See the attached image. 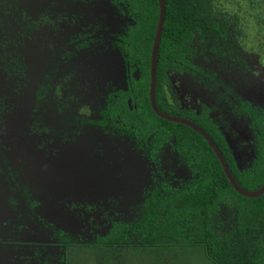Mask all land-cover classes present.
Returning <instances> with one entry per match:
<instances>
[{
    "label": "trees",
    "instance_id": "trees-1",
    "mask_svg": "<svg viewBox=\"0 0 264 264\" xmlns=\"http://www.w3.org/2000/svg\"><path fill=\"white\" fill-rule=\"evenodd\" d=\"M109 1L132 20L126 51L134 56L139 73L130 83L129 91L120 94L112 112L105 113L109 119L119 116L121 123L133 133L136 147L144 150L150 162L158 163L163 150L175 151L179 165L189 178L182 182L167 175L163 179L159 166L155 167L150 171L152 186L145 190L135 215L129 222L114 224L108 238L100 241L118 247L117 251L124 253L121 255L124 264L142 262L146 251L151 254V260L159 253H168L170 264L189 262L190 256L201 262L202 254L208 264H264V194L257 199L238 195L201 136L156 117L150 109L149 58L158 18L157 1ZM164 2L157 63V106L167 115L184 118L202 128L217 145L237 184L246 191H256L264 184V105L258 95L249 96L252 90L246 92L247 99L242 98L231 82L228 86L221 83L216 69L215 73L209 72L196 64L198 58L206 55L203 50L206 46L211 56L225 59L239 72L247 68L246 63L252 58L241 51L237 39L228 37L226 16L214 9V0ZM249 2V13L258 15L257 26L261 29L264 0ZM176 75L189 76L211 93L215 106L200 104L195 111L184 107L171 81ZM263 80L264 77H258L259 87ZM223 105L228 107L232 120L241 123L248 134L236 132L241 137L240 144L250 151V160L242 168L229 145V134L223 131V118L219 114ZM233 126L236 125L231 123L232 132ZM132 252L137 254L135 259ZM171 254L177 259L174 263Z\"/></svg>",
    "mask_w": 264,
    "mask_h": 264
},
{
    "label": "flooded vegetation",
    "instance_id": "flooded-vegetation-1",
    "mask_svg": "<svg viewBox=\"0 0 264 264\" xmlns=\"http://www.w3.org/2000/svg\"><path fill=\"white\" fill-rule=\"evenodd\" d=\"M103 3L110 10L108 19L103 13ZM113 11L117 12L116 17L111 15ZM0 16V91L4 90L6 80L14 77L22 80L32 76L37 82L35 92L30 93L33 94L32 100L22 103L21 108H14L13 121L9 118L2 120L9 126L8 131L0 130V220L5 223V227L2 225L4 230H0L5 240L0 239V245H5L8 258L16 261L2 263L66 264L63 262H66L67 252L75 245L90 247L93 253L103 248L113 256L118 247L100 240L108 238L114 224L132 219L145 191L141 201L129 211V219L116 214L103 216L104 224L92 228L86 243H73L70 233L60 226L61 219L76 215L72 213L78 212L79 217L92 213L94 206L87 204L90 188L86 186L90 183L88 177L94 174L95 164L104 159L109 161L106 168L111 169L113 161L118 160L116 142L121 139L133 145V151L138 152L145 170L147 167L149 186L153 183L150 171L158 166V170H162L165 152L175 156L177 164L179 162L177 153L170 149L163 150L158 163L150 162L144 150L136 147L133 133L121 123L119 116L109 119L105 113L112 112L120 94L129 91L130 83L139 73L134 56L132 58L126 51L128 27L133 24L132 20L109 0H0ZM106 21L109 22L107 26ZM90 63H96L98 67L91 69ZM8 95L5 91L0 94V118L7 115L4 102ZM209 95L211 97V93ZM19 109L22 114L23 110L28 113L26 121L23 116H18ZM104 121L106 125L103 126ZM22 126L30 137L21 131ZM10 131L17 132L18 137L12 140L7 135ZM1 134L6 135H3L6 142L12 141V146L3 143ZM93 137L98 138L99 145L105 144V148H93L86 141ZM44 144H52L54 152L51 156L43 150L47 149L42 147ZM9 153L15 156L16 163L12 162ZM37 154L40 155L38 158ZM79 154H84L85 159L79 158ZM63 158L71 161L73 171L85 175L84 181L71 177L70 170L61 165ZM33 162L36 163V173L27 176L18 171L28 169V163H32V170ZM50 171L51 178L45 177L44 173ZM53 175H63V183L71 184V190L64 195H58L57 191L45 206L40 201L42 196L36 192L44 189L43 182L58 184L59 178L55 179ZM78 181L81 183V186L77 184L78 188L75 183H70ZM79 188L85 194L89 193L86 199L81 191L77 192ZM94 191L96 193L97 188ZM97 198L98 195L95 203H98ZM103 199L109 200L107 197ZM66 203L70 205L64 212ZM51 204H55L53 208L48 207ZM86 221L90 222L89 219ZM14 222L15 230L10 226ZM6 231H12L10 238ZM21 232L28 233V237L31 234L39 236L32 241L37 243L34 245L37 259L24 260L20 259L22 256H14L13 253L23 249L17 238ZM53 249H61V255L56 262H49L51 255L48 254ZM132 253V256L136 255Z\"/></svg>",
    "mask_w": 264,
    "mask_h": 264
},
{
    "label": "rangeland",
    "instance_id": "rangeland-1",
    "mask_svg": "<svg viewBox=\"0 0 264 264\" xmlns=\"http://www.w3.org/2000/svg\"><path fill=\"white\" fill-rule=\"evenodd\" d=\"M103 13L104 16L109 18L110 13L109 8L107 7L106 3H103ZM214 9L219 12L221 15L226 16L224 18L225 24L227 26V30L229 31L228 37L230 39H237L239 42V48L241 51L245 54L250 56L251 61L246 63L247 68L241 72L236 71L235 69H232L230 66L231 63L226 62L225 59H217L216 57L211 56V54L208 52V46L203 47V50L205 51L204 58L200 57L196 61V64L202 68L203 70H208L209 72H214L215 69L217 75L219 76V79L221 83L230 85V82L233 84L232 87L234 88L235 92L238 93L242 98L247 99L246 92L249 90H252L253 94H249L250 97H254L255 95L259 96L258 100L259 102L264 105V80L261 87H259V81L258 77H264V26L259 29L257 26V22L260 20L258 15L254 13H249L250 8V2L249 0H214L213 3ZM111 15L115 16L117 15L116 11L111 12ZM1 17V16H0ZM109 22L106 21L105 26L108 25ZM238 35H236V34ZM234 43V41H233ZM217 61H215L213 58ZM205 58L208 59V62H205ZM257 61V63H256ZM259 62V63H258ZM221 64V66H220ZM98 65L96 63H90L89 68L96 69ZM1 69V67H0ZM220 72V73H219ZM89 78H91L89 76ZM19 81V82H18ZM171 81L174 83V86L176 87V93L180 97L181 104L184 107H188L191 110H197L199 109L200 104H205L207 106L214 105V96L211 98L209 93L204 90L199 85L195 84L189 76L183 75V76H172ZM36 81L32 76H28L26 78H23L22 80H18L16 77H14L11 80H6L4 90L0 91V94L5 91L9 93L6 101L4 102V106L7 108V115L6 117L0 118V130H3L5 132L8 131L7 124L2 122L4 118H9L11 122L15 118V115L13 111L14 108H21L22 103L26 104L27 101L32 100L33 94L30 95L31 92H35L36 89ZM260 89V90H258ZM25 91H30L27 94H25ZM28 97L30 98L28 100ZM215 106V105H214ZM21 113L18 116H23L22 118L24 121H26L25 118L28 117V113H26L22 109ZM228 107L226 105H223L221 108H219V114L223 118L221 120V123H223V131L224 133L229 134V145L234 153V156L237 159V164L240 168L245 166L249 160H250V151L249 147H244L240 143L242 142L241 137L236 132L239 130L244 135H248L247 131L244 129V126L236 122V120H232L230 115L228 114ZM226 122V123H225ZM27 122H25L26 125ZM225 123V124H224ZM231 123L235 124L236 126H233L234 131L231 130ZM25 126H22L21 131H23L26 135V137H30L27 135L26 130L24 129ZM17 132L10 131L7 133V135L12 139H16L19 134H16ZM5 134H1V139L3 143L9 147L12 141H7L4 139ZM30 140V138H29ZM86 141L89 144L93 145V148L99 147L105 148L104 145L98 144V138L93 137L91 139L87 138ZM116 151L119 153L117 156V161H113L114 165L111 169H107L106 166H108L109 161L103 160L95 164L96 168L94 171V174L90 175L88 178L90 179V183H88V186L90 189V198H88V205H93L94 209L91 214H87L85 217L80 216L79 213L75 212L72 214H76L77 217L74 215L71 217H67L64 219H61L60 226L63 230L70 233L71 240L73 243L80 244V242H88L89 233H92V228L97 229L98 225L102 226L104 224L103 222V216H107L110 214H116V215H124V218L127 220L129 219V211L137 205L141 201V196L143 191H145L149 187L148 183V176L149 171L145 170L143 161L139 158L138 152L133 151V145L127 141L126 139H121V141L116 142ZM39 147V146H38ZM42 147L47 148L43 149L46 151V154L48 156H51L54 152V148L52 144H44ZM56 150V149H55ZM91 150V149H90ZM92 151V150H91ZM11 156V160L13 163H16L15 156H12V153H9ZM40 155L37 154L38 158ZM79 158L85 159L84 154H79ZM175 156H173L169 152H165L162 162H161V169L159 172L161 173L162 178L164 179L169 174L171 178H174L175 180H180L182 182L186 181L188 178V173L182 168L179 163L177 164V161L174 160ZM35 161V159H34ZM61 165L66 169L70 170L71 177H74L78 179L80 178L81 181L85 180L84 174H78L77 172L72 170V164L71 161H68L67 158L62 159ZM36 165L35 162H33V169L32 163L27 164L26 170L18 169V171L22 175H29V173L32 172L36 173L37 169L34 168ZM94 165V166H95ZM63 171V170H62ZM76 174H75V173ZM45 177L51 178V171L48 173H44ZM87 176V175H86ZM155 177L156 174H153ZM55 179H58V184H54L55 182H43L44 189L39 193L36 192L38 195L42 196V199L40 197V201L45 204L49 201V198H51L53 195H64L69 190H71V184H65L63 175L52 176ZM63 183V184H62ZM75 183L76 187L78 188V185L81 186L80 181L77 182H70ZM55 187L57 189H55ZM62 188L61 190L59 189ZM106 187V188H104ZM94 188H97V192L95 193ZM88 190V191H89ZM58 191V192H57ZM84 196L83 199H86V196H89V193H86L82 191V189H78V193H80ZM96 195H98V203H95ZM103 197H107V199H103ZM104 201V202H102ZM72 203H76L71 201ZM94 203V204H93ZM55 204H51L48 207L53 208ZM70 204L66 203L64 212L67 211V207H69ZM69 212V211H68ZM128 214V216H127ZM84 215V214H83ZM127 216V217H126ZM70 219V220H67ZM90 220V222L86 220ZM2 221L0 220V230H4L5 223L2 224ZM106 222V221H105ZM108 223V222H106ZM105 223V224H106ZM88 224V225H87ZM4 225V227L2 226ZM12 229H14L15 222L10 224ZM108 227V225H106ZM15 230V229H14ZM75 230V231H73ZM12 231H6V235L8 238L11 237ZM103 232V231H102ZM38 235L31 234V237H28V233H22L20 236H17L20 243H22V251L19 249L18 252L13 253L15 257H20V259L28 260L31 259H37V255H35V247L37 243H32V241L36 238H38ZM1 240H5V236L2 234L0 235ZM2 243V242H0ZM84 247V246H83ZM79 247V245H75L73 248L69 249V252H67V258L65 259L66 264H93V262H99V264H124L123 258H118V256H121L124 254L123 252L115 251L108 252L105 251L103 248H100L94 251H90V247ZM34 249V251H33ZM145 254L143 252V258L142 262H137L138 264H170L168 261V253H159L157 254L156 258L154 260L149 259L151 257V254H149L148 251ZM51 257H49V262H56V259L59 258L61 255V249H53L49 251ZM117 253V254H116ZM137 255V254H136ZM134 256V258L136 257ZM116 256V257H114ZM175 256L171 254V260L172 263L175 262L174 258ZM28 258V259H26ZM203 258V259H202ZM137 259V258H136ZM139 259V258H138ZM189 262H176L177 264H208L206 262L207 260L205 257L201 256L202 261H200L199 258H192L190 256L187 258ZM115 261V262H114ZM191 261V262H190ZM2 262H16L14 260H11L8 258V251L6 250V246L0 245V263ZM132 264V262H130ZM175 263V264H176ZM2 264H8V263H2ZM11 264V263H9Z\"/></svg>",
    "mask_w": 264,
    "mask_h": 264
},
{
    "label": "water",
    "instance_id": "water-1",
    "mask_svg": "<svg viewBox=\"0 0 264 264\" xmlns=\"http://www.w3.org/2000/svg\"><path fill=\"white\" fill-rule=\"evenodd\" d=\"M156 1L158 3V18H157V25L154 33V38L152 41L151 51H150L149 89H148V101L151 111L154 113L156 117L169 123L184 126L192 130L199 136H201V138L204 139L205 142L207 143L209 149L213 152L227 182L238 195L247 199H257L261 197L264 194V184L258 190L253 192H249L242 189L231 175L227 163L222 153L218 149L217 145L215 144L213 139L202 128H200L196 124L184 118H178L175 116L167 115L158 108L156 102L157 63H158L159 44L163 32V24L165 18V2L164 0H156Z\"/></svg>",
    "mask_w": 264,
    "mask_h": 264
}]
</instances>
